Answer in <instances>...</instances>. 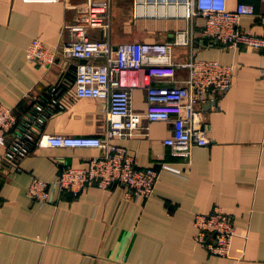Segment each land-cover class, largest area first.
I'll use <instances>...</instances> for the list:
<instances>
[{
  "label": "crops",
  "instance_id": "obj_1",
  "mask_svg": "<svg viewBox=\"0 0 264 264\" xmlns=\"http://www.w3.org/2000/svg\"><path fill=\"white\" fill-rule=\"evenodd\" d=\"M86 1L0 0V102L20 115L35 97H45L61 82L65 107L49 117L45 133L103 136L109 127L108 102L76 96L74 77L61 80L60 60L43 66L26 56L33 38L49 46L69 39L66 26L77 18L74 6ZM110 2L112 44L168 41L189 30L190 43L173 47L175 62L193 57L234 64L231 89L217 102L200 106L210 141L191 144L188 158L175 156L164 143L172 122L143 118L148 129L113 140L127 146L142 167L159 168L164 161L181 172L160 169L147 198L134 196L124 185L105 188L92 182L78 195L57 189L54 200L45 204L28 195L33 177L55 180L68 166H87L102 150L36 146L21 169L13 170L4 163L0 146V264H264V49L208 39L201 31L202 18L117 20L121 13L135 14L136 1ZM243 23L262 33L264 2ZM186 75V69H177L179 79ZM147 104V90L135 88L132 107L144 112ZM217 206L232 214L237 227L230 256L213 255L194 239L195 215Z\"/></svg>",
  "mask_w": 264,
  "mask_h": 264
},
{
  "label": "built area",
  "instance_id": "obj_2",
  "mask_svg": "<svg viewBox=\"0 0 264 264\" xmlns=\"http://www.w3.org/2000/svg\"><path fill=\"white\" fill-rule=\"evenodd\" d=\"M57 1V0H54ZM136 17L202 18L201 31L208 39L229 46L241 44L264 49V30L255 33L243 23L244 17L256 16L257 3L264 0H135ZM236 4L232 7L231 2ZM164 15L149 16L150 6ZM174 13H169L170 7ZM77 18L67 24L69 39L49 46L33 38L26 56L30 63L50 66L58 60L64 66L62 81L74 77L75 95L108 102L104 110L109 123L104 135L50 134L43 132L49 117L65 107L61 82L50 87L45 97H35L28 111L16 114L13 107L0 102V146L4 147V163L13 170L21 169V161L36 146L88 147L101 149L90 157L85 167L68 166L55 180L33 177L28 188L30 198L40 204L52 202L55 190L78 195L89 183L101 187L124 185L137 197L147 198L154 192L160 169L181 172L170 162H159V168L138 165L127 146L115 142V137L134 135L149 121L172 122V134L164 143L173 148V155L190 156V145H207L208 128L201 117L200 106L217 102L227 93L234 79V64L211 59H195L177 63L173 47L188 45L191 34L181 30L168 41H124L116 45L109 40L111 28L110 0H87L74 6ZM142 7L143 14L138 11ZM101 29L98 35L91 29ZM99 60V61H98ZM186 69L185 78L177 77V69ZM264 74V65L262 67ZM163 81L164 83H157ZM147 90L144 112L132 107L135 88ZM147 132H145L146 134ZM194 224L196 242L213 255L230 256L237 227L232 214L222 207L197 213Z\"/></svg>",
  "mask_w": 264,
  "mask_h": 264
},
{
  "label": "rangeland",
  "instance_id": "obj_3",
  "mask_svg": "<svg viewBox=\"0 0 264 264\" xmlns=\"http://www.w3.org/2000/svg\"><path fill=\"white\" fill-rule=\"evenodd\" d=\"M117 20H124V19H132L134 21L136 20H143V19H147V20H152V21H155V19H158V17H135V14L133 13H121L119 15H117ZM132 31H127V32H124V34H131Z\"/></svg>",
  "mask_w": 264,
  "mask_h": 264
},
{
  "label": "bare ground",
  "instance_id": "obj_4",
  "mask_svg": "<svg viewBox=\"0 0 264 264\" xmlns=\"http://www.w3.org/2000/svg\"><path fill=\"white\" fill-rule=\"evenodd\" d=\"M166 11H167V8L165 7V5L161 4L159 6V9L155 8L154 6L148 7V9L146 10V13L148 12L149 14H154L155 12H157L161 15H164ZM143 12H144V10L142 9V7H140L138 13L141 15V14H143ZM169 13H171V14L174 13V9L172 6L170 7Z\"/></svg>",
  "mask_w": 264,
  "mask_h": 264
},
{
  "label": "trees",
  "instance_id": "obj_5",
  "mask_svg": "<svg viewBox=\"0 0 264 264\" xmlns=\"http://www.w3.org/2000/svg\"><path fill=\"white\" fill-rule=\"evenodd\" d=\"M68 76H69V78H71V75H70V74H69ZM19 116L21 117V116H22V114H20Z\"/></svg>",
  "mask_w": 264,
  "mask_h": 264
}]
</instances>
